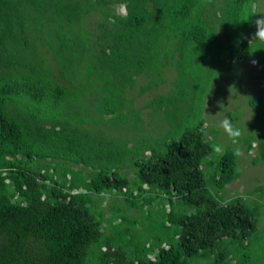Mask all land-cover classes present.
Listing matches in <instances>:
<instances>
[{"label":"trees","instance_id":"trees-1","mask_svg":"<svg viewBox=\"0 0 264 264\" xmlns=\"http://www.w3.org/2000/svg\"><path fill=\"white\" fill-rule=\"evenodd\" d=\"M219 1L0 0V264L257 263L263 202L220 199L237 156L201 112L236 63L264 69V42L255 0ZM169 67L134 108L136 79L140 96Z\"/></svg>","mask_w":264,"mask_h":264},{"label":"rangeland","instance_id":"rangeland-1","mask_svg":"<svg viewBox=\"0 0 264 264\" xmlns=\"http://www.w3.org/2000/svg\"><path fill=\"white\" fill-rule=\"evenodd\" d=\"M221 1L222 0L217 3L219 4ZM114 8L118 12H124L120 4H116ZM254 9L256 12L264 14V0H255ZM96 16L97 13L90 16V21L87 23L88 27L95 25ZM50 30L51 28L49 27V31ZM10 43L11 41L8 42V44ZM251 61L252 59L250 58L242 61L240 64L236 63L233 66L232 74L225 72L217 77L209 92V96L203 103L201 115L205 119L207 130H217L215 137L212 135L214 137V144L221 145L224 150L232 147L237 156L236 169L238 171V176L224 187L220 199L228 200L233 196L239 195L248 199L258 198L263 202L262 204L258 202L261 204L259 207L258 223L260 230L259 238L252 241L251 250L254 252L253 255L255 254L254 259L257 261L256 264H264V151L261 152L257 144L258 136H264V116L263 123L258 125V121L253 117L252 109L248 104L249 97L257 96L262 93V106L264 111V77H262V71L264 69L253 65ZM175 73V69L169 67L165 72L163 82L155 90L148 91L140 96L136 94V91L139 84L145 82L146 78L143 76L138 77L134 88L130 90V96L134 98V108H142L143 104L155 93H165L171 87L174 75L176 76ZM93 105L94 103L90 105L92 110L90 109L91 111L88 114L91 117L94 116L95 109ZM80 110L81 113L87 114L85 105H81ZM142 112L141 116L147 122L145 128L148 130L152 124L148 123L149 116L145 113L146 111ZM225 116L230 118L233 124L242 131V135L235 144L219 126V121ZM154 122L155 124L158 123L156 119H154ZM108 124L110 126L108 127L109 131L107 134L115 132V129L120 128L118 126H112L110 123ZM120 130L121 129L116 130L119 135L122 134ZM247 136H250L251 141V145L248 149L244 142ZM212 158H214V156ZM254 160L255 162H253ZM257 189H259L260 192L257 191ZM249 190L253 193L248 194ZM260 193H262L261 197L259 196ZM109 202L110 200L107 197L100 202V206L104 209L105 214H109L107 209V204ZM128 213L136 215L131 211Z\"/></svg>","mask_w":264,"mask_h":264},{"label":"clouds","instance_id":"clouds-1","mask_svg":"<svg viewBox=\"0 0 264 264\" xmlns=\"http://www.w3.org/2000/svg\"><path fill=\"white\" fill-rule=\"evenodd\" d=\"M253 16H255V19H253L251 22L255 27V31L252 35V39L264 42V14L253 11L250 13L248 20ZM251 63L255 65L257 61L252 60ZM219 126L224 130V132L234 144L238 142L240 136L242 135V131L239 127L233 124L230 118L225 116L222 120L219 121ZM213 150L216 153L223 155L224 149L221 145H215Z\"/></svg>","mask_w":264,"mask_h":264}]
</instances>
